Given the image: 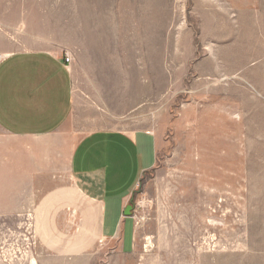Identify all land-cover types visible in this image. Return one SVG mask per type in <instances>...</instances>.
Listing matches in <instances>:
<instances>
[{
    "label": "rangeland",
    "instance_id": "rangeland-1",
    "mask_svg": "<svg viewBox=\"0 0 264 264\" xmlns=\"http://www.w3.org/2000/svg\"><path fill=\"white\" fill-rule=\"evenodd\" d=\"M19 50L70 52L71 124L153 130L158 163L130 251L102 246L82 196L53 219L12 198L0 264H264V0H0V55Z\"/></svg>",
    "mask_w": 264,
    "mask_h": 264
},
{
    "label": "crops",
    "instance_id": "crops-1",
    "mask_svg": "<svg viewBox=\"0 0 264 264\" xmlns=\"http://www.w3.org/2000/svg\"><path fill=\"white\" fill-rule=\"evenodd\" d=\"M72 67L49 50H19L0 60V127L13 139L0 152V206L12 198L22 207L55 204L44 215L53 219L72 195L82 196L102 246L130 251L134 221L126 210L142 175L158 163L157 136L147 128L82 133L73 126Z\"/></svg>",
    "mask_w": 264,
    "mask_h": 264
},
{
    "label": "built area",
    "instance_id": "built-area-1",
    "mask_svg": "<svg viewBox=\"0 0 264 264\" xmlns=\"http://www.w3.org/2000/svg\"><path fill=\"white\" fill-rule=\"evenodd\" d=\"M5 55V54H4ZM4 55H0V60H2L3 58H4ZM72 55H71V53L70 52H66V55L64 56V58H65V62L68 64V65H70V63H71V61H72Z\"/></svg>",
    "mask_w": 264,
    "mask_h": 264
},
{
    "label": "water",
    "instance_id": "water-1",
    "mask_svg": "<svg viewBox=\"0 0 264 264\" xmlns=\"http://www.w3.org/2000/svg\"><path fill=\"white\" fill-rule=\"evenodd\" d=\"M127 207H128V208H127V210H126V214H127V215H130V214L132 213L133 206L129 204Z\"/></svg>",
    "mask_w": 264,
    "mask_h": 264
}]
</instances>
